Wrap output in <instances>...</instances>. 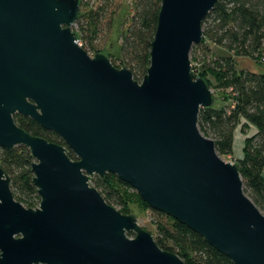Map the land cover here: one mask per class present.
Segmentation results:
<instances>
[{
    "label": "water",
    "instance_id": "water-1",
    "mask_svg": "<svg viewBox=\"0 0 264 264\" xmlns=\"http://www.w3.org/2000/svg\"><path fill=\"white\" fill-rule=\"evenodd\" d=\"M82 1L0 0V148L29 149L41 199L36 209L15 200L0 164V264H186L91 186L107 174L234 264H264V214L239 165L198 126L215 98L190 54L219 0H162L141 83L78 44ZM16 115L67 147L31 135Z\"/></svg>",
    "mask_w": 264,
    "mask_h": 264
},
{
    "label": "trees",
    "instance_id": "trees-1",
    "mask_svg": "<svg viewBox=\"0 0 264 264\" xmlns=\"http://www.w3.org/2000/svg\"><path fill=\"white\" fill-rule=\"evenodd\" d=\"M91 1H82L76 23L78 29L74 31L88 54V46L93 48L101 26L106 23L110 30L121 10V0ZM161 4L162 0H133L129 26L121 35L118 61L131 70L139 83L150 66L149 55ZM206 42L222 48L225 53L209 62L198 77L211 89L226 92L230 102L220 105L214 96V106L200 111L199 130L215 142L218 155L225 158L234 155L235 135L240 126L245 131L246 127L255 129L254 134L244 140L243 157L237 164L245 194L264 214V72L239 69L237 64L238 58L264 63V0H219L203 22V42L194 46L192 53ZM111 62L116 67L115 62ZM14 118L16 124L31 135L67 147L57 134L45 130L32 119L21 115ZM68 155L77 160L70 149ZM33 162L29 149L23 146L12 151L0 148V164L11 178L13 196L28 209L38 208L41 202L33 183ZM90 182L109 205L124 210L126 195L123 189H133L131 186L113 174H107L104 180L95 176ZM137 197L143 200L140 195ZM153 211L156 217L152 222L155 228L152 235L161 249L178 255L186 264H234L187 226ZM129 236L134 237V234Z\"/></svg>",
    "mask_w": 264,
    "mask_h": 264
},
{
    "label": "rangeland",
    "instance_id": "rangeland-1",
    "mask_svg": "<svg viewBox=\"0 0 264 264\" xmlns=\"http://www.w3.org/2000/svg\"><path fill=\"white\" fill-rule=\"evenodd\" d=\"M98 2L100 0H97ZM94 0L91 1V3ZM121 10L118 16L114 20L112 28L109 30L106 23L101 26V32L97 39L93 41V48L89 47V55L94 57L98 53H104L112 61L115 62L116 68L122 69L120 64V47H121V35L125 33L129 26V17L134 11L133 0H121ZM110 16H108L109 20ZM108 22V21H105ZM92 39H94L92 37ZM225 51L222 48L215 46L210 42H206L202 47L198 48L195 52L190 54L192 69L195 75L198 77L202 72H204L206 65L217 58L218 55L224 54ZM237 64L239 69H246L254 72H264V63H257L250 58H238ZM213 95L218 101V104H223L224 102H230V96L223 91H217L212 89ZM255 129L253 127L240 126L236 131V147L234 155L231 157H221L226 162L237 163L243 157V144L246 137L254 134ZM264 175V173H263ZM95 177V176H94ZM92 177V179L94 178ZM91 184V182H90ZM126 195L125 208L121 210V207L114 205L113 207L117 209L124 215H137L139 224L151 234L155 233V228L152 225L153 220L156 215L154 211L151 210L147 204L140 200L137 195H139L134 189H123Z\"/></svg>",
    "mask_w": 264,
    "mask_h": 264
},
{
    "label": "built area",
    "instance_id": "built-area-1",
    "mask_svg": "<svg viewBox=\"0 0 264 264\" xmlns=\"http://www.w3.org/2000/svg\"><path fill=\"white\" fill-rule=\"evenodd\" d=\"M76 29H78L77 25H75V26L73 27V30H74V31H75ZM78 44L81 46V43L79 42V40H78Z\"/></svg>",
    "mask_w": 264,
    "mask_h": 264
},
{
    "label": "crops",
    "instance_id": "crops-1",
    "mask_svg": "<svg viewBox=\"0 0 264 264\" xmlns=\"http://www.w3.org/2000/svg\"><path fill=\"white\" fill-rule=\"evenodd\" d=\"M243 146H244V144H243ZM235 147H236V135H235Z\"/></svg>",
    "mask_w": 264,
    "mask_h": 264
}]
</instances>
